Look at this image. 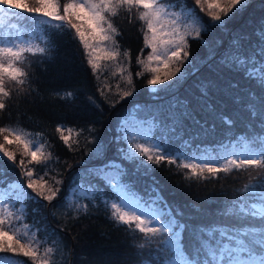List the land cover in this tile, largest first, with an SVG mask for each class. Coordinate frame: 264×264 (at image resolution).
Wrapping results in <instances>:
<instances>
[{
	"label": "snow or ice",
	"instance_id": "1",
	"mask_svg": "<svg viewBox=\"0 0 264 264\" xmlns=\"http://www.w3.org/2000/svg\"><path fill=\"white\" fill-rule=\"evenodd\" d=\"M247 4L248 0H195L193 7L189 8L187 0H34V5L30 0H0V19L16 18L21 24L31 22L35 25L32 36L41 30L42 25L67 33L82 46L88 65L99 78L98 70L107 66L102 62L121 63V56H129L127 50L120 51L117 37L121 33L113 23V18L124 10L129 22L136 20L142 25L144 48L141 53L151 49L146 57H137L136 62L142 66V71L135 75L140 77L145 72L149 73V90L166 92L185 75L182 67L190 58L189 38L200 40L203 32L226 26ZM196 6L206 13L207 21L195 12ZM261 34L264 36V28ZM38 39L39 43L32 38L26 39L24 31L19 28L16 35L11 32L0 34V112L6 108V98L11 97L13 84L19 92L28 91L25 86L29 72L23 66L28 56L51 59L50 41L43 35ZM239 47L237 39L233 43L234 51L219 62L218 71L242 72L261 88L258 100L249 92L245 101L238 93L239 82L229 80L225 85L224 90L232 96L233 103L244 104L249 117L260 123L254 135L245 133L243 140H239V152L229 151L225 157L218 159L214 153L209 155L206 151H199V145L193 150L189 141L183 140V122L190 120L193 127L204 131L207 128L204 115L213 121L219 120L229 128L235 126V119L222 110L218 111L212 102L210 93L214 87H219L212 80L201 87L199 111L184 101L177 100L172 105L179 111L171 112L166 118L167 123L162 122L165 132L159 138L154 139L152 129L133 134L122 128L123 135L117 136L116 144H126L127 147L117 146L112 158H107L111 144L94 138L88 141L94 145L86 149L89 159L100 163L88 166L81 162L82 174L74 177L73 188L86 185L82 198L90 201L105 197L101 203L111 209V219L128 226L130 234H140L146 242L155 243L157 258L152 264H264V46H260L258 52L253 50L251 55L240 51ZM118 71L123 77L127 67L121 63ZM126 85L128 90L123 91L121 99L133 95L135 91L130 72ZM66 95L70 97L72 93ZM56 131L72 150L70 139L73 130L68 129L69 135H64V128L58 125ZM0 135L8 145L15 143L23 149L17 164L16 153L0 143V179L6 176L8 167H19L21 176L18 181H5L6 187L0 185L4 187L3 193H0V252L23 255L30 258L33 264H52L46 258L52 252L51 248L46 249L45 255L40 254L39 229L31 231V225L23 224L24 214L19 209H10L15 207L21 194L27 193V189L36 194L27 193L32 199L39 197L53 202L63 182L53 178L56 185L53 187L43 177L38 181L34 179L33 167L28 166L46 163L50 159V154H45L46 144L38 143L31 138L32 134L19 128L0 127ZM10 136L12 139H9ZM139 140L144 142H136ZM173 140L183 141V145L174 144ZM25 156L30 157L28 164L23 159ZM162 162L186 170V180L213 179L233 169L242 171L251 168L260 172L253 177L255 182L243 185L240 194L230 202L231 206L222 211V226L195 224L183 220L182 211L173 209L157 191H152L145 198L136 190L135 183L128 181L132 174L129 165L136 175H140L141 169L147 174L152 165L159 166ZM13 184H18L19 188H13ZM72 195H76L75 191ZM68 207L76 212L87 211V205ZM17 222H21V227H17ZM52 231L55 233V229ZM137 247L143 248L144 244ZM0 264L16 262L12 258L0 257Z\"/></svg>",
	"mask_w": 264,
	"mask_h": 264
},
{
	"label": "trees",
	"instance_id": "2",
	"mask_svg": "<svg viewBox=\"0 0 264 264\" xmlns=\"http://www.w3.org/2000/svg\"><path fill=\"white\" fill-rule=\"evenodd\" d=\"M193 2L187 0V4L192 7ZM119 16L117 25L121 33L120 42L131 56L143 47L140 25L135 20L129 22L125 16ZM200 16L205 21L208 20L206 14ZM10 20L21 24L16 18H9ZM29 23L27 26H31V35L35 25ZM262 28L264 0H248L246 8L226 26L203 32L200 40L189 38L190 58L182 67L185 75L171 88V92L154 96L155 91H150L141 77H135L136 73L132 72L135 91L133 95L121 99V96L117 98L114 94H101L104 82L98 79L86 62L78 41L72 40L67 33L41 26V30L34 36L43 35L48 38L51 59L28 56L23 65L29 72L25 86L28 91L19 92L14 84L11 86L12 95L6 98V108L0 112V127L22 128L39 134L37 136L40 141L47 145L45 154H50V159L46 163L33 165L36 169L35 177L38 181L43 177L53 187L56 186L53 178L63 182L58 197L51 203L39 197L35 200L29 197L27 193L36 196L31 189H27L26 195L21 198L23 222L31 225L34 231L39 229L37 238L52 249L46 256L52 264H152L156 260V244L146 242L140 234H130L128 226L117 224L111 219V209L101 203L105 197L90 201L83 199L81 195L68 200L73 179L81 173L82 166L100 163L89 159L86 149H91L94 145L88 141L94 138L111 144L107 158H112L115 148L124 145L116 144L117 136L122 135L118 118L127 112L131 101L150 107L146 114L151 117L154 137L159 138L165 132L162 122L167 123L166 118L170 113L179 111L172 107L177 100L187 102L190 107L199 111L201 87L209 80L219 85L210 93L212 102L218 111L222 110L235 119V126L229 128L219 120L213 121L211 117L201 113L207 120L206 130L200 131L193 127L190 120L184 121L181 133L183 140L189 141L193 150L199 145V151L208 152L212 149L215 153L218 146L239 144L245 133L254 135L260 128L259 121L249 117L244 104L233 103L232 96L224 89L229 80L239 82L238 93L245 101L249 92L258 100L261 95L259 84L248 80L242 72L221 73L218 68L222 57L234 51L233 43L237 39L240 51L249 55L253 50L258 52L260 46H264ZM130 66L134 68L133 64ZM67 93L72 95L69 97ZM58 125L69 126L73 130L70 139L72 150L60 139V133L56 131ZM177 131L180 132V129ZM172 143L183 145V141L173 140ZM21 158L16 153L17 164ZM27 158L28 156L23 157L26 164L29 161H26ZM128 168L132 173L128 181L135 183L140 195L146 197L152 191H157L173 209L182 211L183 220L217 226L222 224L215 223L216 220L223 222L218 217V211L223 206L227 207L240 194L239 190L243 185L254 183L253 177L258 175L248 169H233L230 173H221L213 179L186 180V170H179L175 165L163 162L159 166L152 165L147 174L141 169V174L136 175L132 166L129 165ZM13 179H21L19 167H8L0 184ZM104 191L111 196L107 189ZM61 204L64 206H59ZM75 204L87 205V211L76 212L68 207ZM142 243L144 247L138 248L137 245ZM22 264L33 262L23 256Z\"/></svg>",
	"mask_w": 264,
	"mask_h": 264
},
{
	"label": "rangeland",
	"instance_id": "3",
	"mask_svg": "<svg viewBox=\"0 0 264 264\" xmlns=\"http://www.w3.org/2000/svg\"><path fill=\"white\" fill-rule=\"evenodd\" d=\"M193 1H194L193 4H195V0H193ZM30 2L34 5V0H30ZM187 6L189 8L192 7L191 4H187ZM195 12L199 16L202 15V14L203 15L206 14L205 12L200 11L199 6H196ZM119 15H123V17L125 16L126 18L129 19L128 14L124 10H121L119 12L118 16L113 18V23H114V25L117 28H118L117 22H118V20L120 18ZM15 22H16V20H14V21L10 20L9 21V18H7V17L4 18V19H0V28H2V33H0V34L7 35L9 32H11L12 35H16L17 34V29L19 28L21 31H24L26 39L32 38V39H34L35 42L39 43V39H37L39 36L30 35L31 26H27V24L30 25L29 22H24L23 24H16ZM137 23L140 25L139 29L141 31L142 25L138 21H137ZM11 27L14 28V29H11ZM141 36H142V40H143L142 31H141ZM117 43L120 45L121 53H123L125 50H127L128 53H129V50L126 47H124V45H122V43L120 42V38L119 37H117ZM142 44H143L142 48H144V40H143ZM80 47H81V50H82V52L84 54V57H85L84 49L82 48L81 45H80ZM142 48H139L136 51V53L131 54V56H130V53H129V56L127 58H125L123 56L120 57V62L124 66L127 67V72L124 73L123 77L121 76V73L118 71V68L121 66V63L102 62V64L103 63L107 64L106 67H102L101 69L98 70V74H99V78L98 79L101 80L102 82H104V85L102 87L103 94H106V93L107 94H114L118 98L119 96L122 95L123 91H127L128 90V87L126 85V78H127L128 72H130L132 74V72L137 73V72L142 71V66L137 64V62H136L137 61V57L140 56L141 58H144V57L147 56L148 52L151 51V49H145V51L143 53H141L140 50ZM85 60L87 62L86 57H85ZM131 64L134 65L133 69L130 66ZM163 71L164 70L162 69L161 70V76H163ZM113 73H115V75H113ZM135 77H137V76L135 75ZM140 77L142 79L143 84H145L147 86V88L149 89V86L147 85V80L150 78V74L145 72L144 75L140 76ZM173 79H175V78H173ZM105 85H107V87H104ZM171 91H172V89H169L167 92H171ZM100 92H101V89H100ZM162 94H164V92H154V96H160ZM149 111H150V107L149 106H145L144 107L143 103H139L138 101L137 102L131 101V103H130L128 109H127V112L122 117L118 118V122H119V126H120L119 129H122V128L123 129H127L128 132H131L133 134H135L136 131H147L148 129H153V123L151 121V117H149V115L146 114ZM62 127L64 128V135H69L68 129H71V127H69V126H62ZM11 128H14V127H11ZM19 129H22V128H19ZM22 130L27 132V133L32 134L31 138L36 139L38 141V143L44 144L42 141H40L39 136H37L36 134H34V133L30 132V131H26L24 129H22ZM72 133H71V135H72ZM121 134L123 135L122 132H121ZM9 139H12V137L10 136ZM154 139H156V138L154 137ZM136 142H141L142 143L144 141L139 140V141H136ZM0 143H3L5 145V147H7L10 151H14L15 153H19L20 155L23 152L22 147L17 146L15 143H13L11 145H8L3 140V136L2 135H0ZM126 147H127L126 144L121 146V148H126ZM229 151L239 152L240 151L239 144L230 145V146H225V145L218 146V147H216L214 154L216 155V157L218 159H220V158L225 157L227 152H229ZM207 153L209 155H212L213 154V150L209 149ZM27 160H30V157H28L26 159V161ZM33 165L34 164H32V165L30 164L28 166L29 167H33ZM33 169H34V171L36 170L35 167H33ZM248 170H250L251 172H254V173H259L260 172L258 169H251L250 168ZM34 179H37V178L34 176ZM8 181H18V180L13 179V180H8ZM24 184L26 186V184H27L26 180L24 181ZM0 185H2L4 187L7 186L5 184V181H4L3 184H0ZM4 187H0V193H3ZM12 187L18 189L19 185L18 184H13ZM85 189H86L85 186H79V187L73 188V185H72L70 187V189H69L68 200H71V199H73L75 197L83 195ZM73 191H75L76 195H72ZM25 195H26V193L21 194L19 201L15 203V207L10 209V210L16 211L17 209H19L20 213H21V209L23 207L22 203H21V198H23ZM145 198H147V196ZM13 199H14V197H13ZM230 206H231V203H229L228 206L225 207V208L223 206L218 211L217 214H218V217L220 219H223V217L221 215L222 211H225ZM20 213H17V214H20ZM215 223L222 224V222L219 221V220H216ZM23 224L29 225L26 222H23ZM17 227H21V222H17ZM31 231H34V230L31 228ZM37 239H39V238H37ZM48 248H51V247L48 244H45L44 242H42L40 240V246H39L40 254L41 255H45L46 249H48ZM0 257L12 258V259L15 260L16 264H22L23 255H17V254L11 253V252H0Z\"/></svg>",
	"mask_w": 264,
	"mask_h": 264
}]
</instances>
